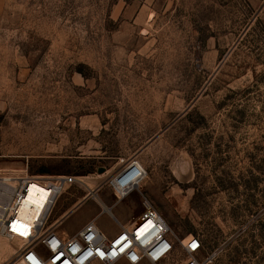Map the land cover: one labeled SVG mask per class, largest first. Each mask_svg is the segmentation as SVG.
<instances>
[{
  "label": "rangeland",
  "instance_id": "374dc122",
  "mask_svg": "<svg viewBox=\"0 0 264 264\" xmlns=\"http://www.w3.org/2000/svg\"><path fill=\"white\" fill-rule=\"evenodd\" d=\"M27 173L80 179L50 217L69 234L146 199L207 264H264V0H0V176Z\"/></svg>",
  "mask_w": 264,
  "mask_h": 264
},
{
  "label": "built area",
  "instance_id": "2783aa9c",
  "mask_svg": "<svg viewBox=\"0 0 264 264\" xmlns=\"http://www.w3.org/2000/svg\"><path fill=\"white\" fill-rule=\"evenodd\" d=\"M146 170L136 158L123 165L109 180L117 202L134 192L145 180ZM75 176H0V237L7 239L11 251L0 264H207L211 255H203V243L196 235L176 241L172 230L148 200L140 216L127 228L113 235L103 231L96 221L67 233L61 223H50L59 197L73 184ZM43 187L47 194L35 216H20L31 186ZM96 196L95 190L89 195ZM111 214V208H102Z\"/></svg>",
  "mask_w": 264,
  "mask_h": 264
},
{
  "label": "bare ground",
  "instance_id": "6f19581e",
  "mask_svg": "<svg viewBox=\"0 0 264 264\" xmlns=\"http://www.w3.org/2000/svg\"><path fill=\"white\" fill-rule=\"evenodd\" d=\"M46 194L47 192L43 187L38 186V185L31 186L23 205L19 209V215L20 216L28 215V216L34 217L36 214L35 213L36 208L37 207L39 208L43 204ZM95 198H99V197L96 195ZM100 203L102 204L103 207L107 208L104 202H100ZM1 245L5 248V250L8 249L9 252L11 251V248L9 246L7 239L3 237H0V246Z\"/></svg>",
  "mask_w": 264,
  "mask_h": 264
},
{
  "label": "crops",
  "instance_id": "0c3cea01",
  "mask_svg": "<svg viewBox=\"0 0 264 264\" xmlns=\"http://www.w3.org/2000/svg\"><path fill=\"white\" fill-rule=\"evenodd\" d=\"M113 206H114V205H113ZM113 206H112V207H113ZM113 216H115V217L117 218V216L115 215V213H113ZM117 219H118V218H117ZM136 219H137V218H136ZM118 220H119V219H118ZM119 222H120V221H119ZM86 223H87V221L80 223L76 231L80 230V229H81ZM119 224H121V222H120ZM131 224H132V223H129V224H127V225H124V228L129 227ZM112 235H113V234H112Z\"/></svg>",
  "mask_w": 264,
  "mask_h": 264
}]
</instances>
